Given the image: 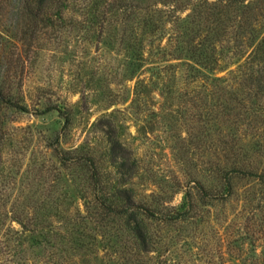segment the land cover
I'll return each mask as SVG.
<instances>
[{
    "label": "rangeland",
    "instance_id": "rangeland-1",
    "mask_svg": "<svg viewBox=\"0 0 264 264\" xmlns=\"http://www.w3.org/2000/svg\"><path fill=\"white\" fill-rule=\"evenodd\" d=\"M109 1L0 0V264H264V0Z\"/></svg>",
    "mask_w": 264,
    "mask_h": 264
},
{
    "label": "trees",
    "instance_id": "trees-1",
    "mask_svg": "<svg viewBox=\"0 0 264 264\" xmlns=\"http://www.w3.org/2000/svg\"><path fill=\"white\" fill-rule=\"evenodd\" d=\"M66 1L67 0H23V7L27 12L40 14L42 12L50 10V8L61 9L64 4H66ZM120 1L121 0H110L109 4H111V7H119L116 6V4L121 5ZM205 1L206 0H198L197 4H202ZM221 2L223 6L229 4L230 2L238 3L240 6H242V8L247 7L251 4V0H221ZM133 6L136 7L137 5ZM193 9L198 10L196 6ZM213 10L214 11H212L211 13H217L219 9H217L216 6ZM86 12H89V9H87ZM218 17H220V15H218ZM211 20L215 21V23L209 28L210 31H212L213 29L214 32L219 31V33L221 34H226L228 31H232V33H236V35H241L244 33L243 31H246L242 30L245 28V21H243L242 19H238L237 23L232 24V29L230 30L228 29L229 26L227 25V23L222 22L220 18H218V20L212 18ZM205 41L207 42L205 43ZM215 43V40L208 41V38L204 36L202 37L201 34L199 36L191 35L187 38V52L185 51L184 53L185 55L187 54L196 63H199L210 70H214L216 69L215 64L220 61L218 55L222 52L221 49L217 51ZM246 45L250 47L249 50H237L239 56H243L245 54V58L242 63H238L236 69L240 70L242 75L245 76L244 79L246 80L247 85L255 94L256 91L264 89V34L260 36L255 44H252V42H247ZM193 67L196 68V66ZM234 70L235 69H232L231 71L233 72ZM203 75L208 76V74L205 73H203ZM210 79L212 81H216L219 78L212 77ZM49 109L50 108H44V111H47ZM233 170L235 172H240L244 175L254 177L255 179L259 180V182H264V171L258 172L252 169H241L240 167H236ZM93 177L94 179L96 178L95 172H93ZM135 207L137 209H142V212L152 214V212H149L147 208H143L140 205H136ZM20 223L23 227L25 226L24 222L20 221Z\"/></svg>",
    "mask_w": 264,
    "mask_h": 264
}]
</instances>
